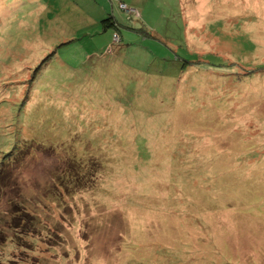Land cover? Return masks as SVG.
I'll return each mask as SVG.
<instances>
[{
	"label": "rangeland",
	"instance_id": "1",
	"mask_svg": "<svg viewBox=\"0 0 264 264\" xmlns=\"http://www.w3.org/2000/svg\"><path fill=\"white\" fill-rule=\"evenodd\" d=\"M5 160L1 264H264V0H0Z\"/></svg>",
	"mask_w": 264,
	"mask_h": 264
},
{
	"label": "trees",
	"instance_id": "2",
	"mask_svg": "<svg viewBox=\"0 0 264 264\" xmlns=\"http://www.w3.org/2000/svg\"><path fill=\"white\" fill-rule=\"evenodd\" d=\"M119 23H120V21L112 13H109L107 16L102 17L101 21H100L101 28L103 31L111 30L112 34H115V36L119 35V40H117V41H119L118 44L122 41V36L119 33ZM144 28L146 30V27H144ZM150 32L152 33V30H150ZM150 32H148V30H146L147 35L151 36ZM152 36H155V35H152ZM156 38H159V37H156ZM106 47L108 49L109 47H111V44H110V46H106ZM10 164L11 163L6 162V160H5L0 165V192L4 189H6V191H7L8 188H10V187L12 188V186H10L11 185L10 183H12L13 180L17 181L16 180L17 174H14L13 169L10 166H8ZM10 202H8V203H10ZM15 209H16L14 211L15 213H18L21 210V209H17L16 207H15ZM24 212H27V211L24 210Z\"/></svg>",
	"mask_w": 264,
	"mask_h": 264
},
{
	"label": "crops",
	"instance_id": "3",
	"mask_svg": "<svg viewBox=\"0 0 264 264\" xmlns=\"http://www.w3.org/2000/svg\"><path fill=\"white\" fill-rule=\"evenodd\" d=\"M112 37H113V36H112ZM108 46H110V44H109Z\"/></svg>",
	"mask_w": 264,
	"mask_h": 264
}]
</instances>
